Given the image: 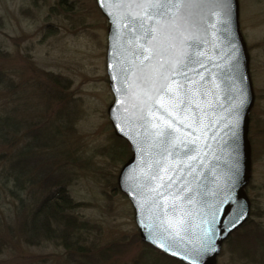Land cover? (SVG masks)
<instances>
[{
  "label": "rangeland",
  "instance_id": "1",
  "mask_svg": "<svg viewBox=\"0 0 264 264\" xmlns=\"http://www.w3.org/2000/svg\"><path fill=\"white\" fill-rule=\"evenodd\" d=\"M238 6L254 95L245 187L251 210L216 264H264V0H238ZM107 27L95 0H0V108H17L25 123L41 129L27 134L30 126H19L0 139V264L70 263L62 247L48 238L26 241L23 230L43 198L61 186L75 206L70 214L87 222L89 239L100 249L111 247L100 264H183L141 241L132 206L117 188L129 156L114 157L120 142L107 115L113 100ZM22 147L34 158L18 183L8 177L7 160L21 158Z\"/></svg>",
  "mask_w": 264,
  "mask_h": 264
},
{
  "label": "snow or ice",
  "instance_id": "2",
  "mask_svg": "<svg viewBox=\"0 0 264 264\" xmlns=\"http://www.w3.org/2000/svg\"><path fill=\"white\" fill-rule=\"evenodd\" d=\"M103 4L105 0H100ZM116 11L109 13L113 23L120 22L122 30V59L119 72L124 85L116 91L137 103L135 118L144 130L145 138L157 149L158 157L143 174L138 185L143 196L146 192L160 211H177L178 203H191L195 167L200 162L201 140L210 125L203 123L205 109L212 108L209 94L216 95V76L221 69L203 51L207 27L213 30L221 25L225 36L231 34V0H115ZM207 9L214 22L206 26L203 11ZM215 35V31L212 33ZM238 50L232 45L228 61L230 90L233 100L234 126L238 130L239 113L244 104V75L240 73ZM118 55H121L118 53ZM235 60V63H232ZM211 65V67H209ZM111 67V65H110ZM122 105L125 103L121 101ZM128 112V108H124ZM232 164L229 183L223 198L206 204L201 210L202 220L195 244H185L183 217L172 215L162 221L161 227L169 239V250L174 244L184 249L173 253L200 264L204 257L216 250V232L213 225L224 200H231L230 186L240 177V147L238 131L232 133ZM206 146V145H205ZM192 179H189V178ZM247 212L237 213L232 220L235 228ZM179 238V239H177ZM159 247L165 248L160 243Z\"/></svg>",
  "mask_w": 264,
  "mask_h": 264
},
{
  "label": "water",
  "instance_id": "3",
  "mask_svg": "<svg viewBox=\"0 0 264 264\" xmlns=\"http://www.w3.org/2000/svg\"><path fill=\"white\" fill-rule=\"evenodd\" d=\"M96 6L108 22L107 27V47H106V74L108 86L113 94V101L107 107L113 133L119 138L127 141L131 149L130 157L121 166L117 176V188L129 200L132 208L134 221L141 241L150 244L168 256H171L185 264H191V260H183L182 256L173 255L184 249L178 244L171 246L169 250V239L162 231V221L167 216L177 215L183 217L186 231L181 233L185 238V244L191 242L195 244L199 236L202 220L205 217L201 210L206 204H214L223 198L224 189L229 183L230 168L232 164V133L238 131L240 147L241 173L235 185L230 186L231 200H224L220 205V212L216 216V222L213 225L216 232V250L204 257L200 264H216L217 256L220 253L223 242L230 234L239 228L248 218L250 212V201L245 192V187L251 176V148L248 140L249 112L253 105L254 95L251 78L249 74V53L246 43L239 27V6L238 0H231L232 16L230 22L231 34L225 36L221 25L213 30L207 27L205 51L214 64L220 65L216 76L218 88L214 89L216 95L209 94L213 101V107L205 109L206 115L203 123L210 125L204 133L201 140L200 162L195 167V179L192 180L190 187L193 189L191 203L183 201L178 203L175 214L171 210L161 212L152 203L151 198L145 192L141 195L138 185L142 183L143 174L148 167L156 160L157 149L144 136V130L140 127V122L135 118L136 109L133 107L137 103L136 99L130 98L117 92V88H123L124 85L119 75L113 80V72H119L121 65L118 61L122 59L123 43L121 36L122 30L120 22L113 23V17L109 15L116 11L114 7L115 0H105L102 4L100 0H95ZM196 12L203 11L204 23L211 25L214 21L209 18L207 9H195ZM215 31V35H213ZM232 45L238 50L236 57L239 59L240 73L244 75L243 87L245 89L244 104L240 110L239 128L234 126L233 100L236 94L230 90L228 81V61L232 55ZM120 53L121 55H118ZM235 63V60H232ZM111 65V67H110ZM211 67V65H209ZM121 101L125 102L123 105ZM128 112H124V108ZM206 145V146H205ZM189 179H192L191 177ZM247 212L246 217L240 223L232 228V220L237 213ZM179 239V238H177ZM165 244V248L159 247V244Z\"/></svg>",
  "mask_w": 264,
  "mask_h": 264
},
{
  "label": "trees",
  "instance_id": "4",
  "mask_svg": "<svg viewBox=\"0 0 264 264\" xmlns=\"http://www.w3.org/2000/svg\"><path fill=\"white\" fill-rule=\"evenodd\" d=\"M4 81L5 79L0 74V85L3 84ZM0 107H2V105H0ZM20 108L21 107H19L18 112L21 110H26ZM16 112L17 108H0V139L6 141L10 131L12 132L16 130L19 128V126L26 128L25 125L30 126L27 128V134L33 133V130L36 133H41V129L39 127H37L39 130H37L35 127H32L30 120L29 122L25 123L26 118H20ZM117 140H119L120 146L117 150H115L116 155L114 153V157H117L119 160H123L130 155V149L124 140ZM18 152L19 155L22 154L21 158L17 159L16 154L15 160L11 158L7 160L9 161V170L7 174L9 175L8 177L13 178L15 182L19 181L23 183L21 178H25V176L32 170L27 168V164L30 161L28 157L32 155L31 152L26 148H23ZM2 158L3 157H0V160H2ZM19 163H21L22 167L18 166ZM41 168H44V166H41L39 169ZM35 176L36 179H38L37 177L40 175L35 172L33 177ZM33 177L31 176V178H29L30 181L33 179ZM47 178L48 176L44 177L43 181L45 182ZM3 184H7L6 179L4 180ZM63 190L64 189L61 186L56 192L52 191V193H48L28 216L26 224L23 228L26 236L25 240L30 241L33 240V238H48L47 240H51L52 242L56 243L62 247L64 251L71 255V257L67 259V261L70 263L67 264H100V260L108 256L107 250L111 249V247L100 249L92 239H89L88 236L90 232L87 230L85 224L87 222H80L75 215L70 214L69 211L75 206ZM257 232V236L262 235L261 231Z\"/></svg>",
  "mask_w": 264,
  "mask_h": 264
}]
</instances>
